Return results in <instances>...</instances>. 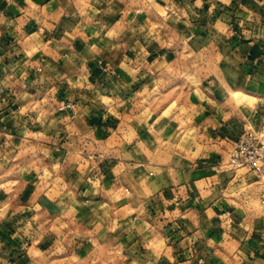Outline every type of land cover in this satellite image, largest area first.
<instances>
[{
	"label": "crops",
	"instance_id": "obj_1",
	"mask_svg": "<svg viewBox=\"0 0 264 264\" xmlns=\"http://www.w3.org/2000/svg\"><path fill=\"white\" fill-rule=\"evenodd\" d=\"M263 100L264 0H0V166L49 152L0 264H264L217 167Z\"/></svg>",
	"mask_w": 264,
	"mask_h": 264
},
{
	"label": "rangeland",
	"instance_id": "obj_2",
	"mask_svg": "<svg viewBox=\"0 0 264 264\" xmlns=\"http://www.w3.org/2000/svg\"><path fill=\"white\" fill-rule=\"evenodd\" d=\"M240 97L242 99L246 98L243 95H240ZM236 100L238 101V99ZM252 101L250 100V103L253 104ZM259 109L257 116L244 121L241 132L232 144V149L243 137H253L256 143L264 144V100L261 102ZM25 157L29 159V161H25L27 162L25 165L19 166L16 165V162L14 164L11 161L7 166H0V172L11 178H16L18 175H22L23 169L32 171L33 165L37 161L39 163L41 160L40 162L45 164V160L49 157V152L43 148L36 152H29ZM217 167L221 173L225 174L228 181H233L228 185L227 190L231 205V211L227 215L228 224H231V226L242 224L241 227L247 232H251V229H259L264 241V167L261 176V174L251 171L249 167L235 168L228 164V156L220 159ZM26 174L23 176H28V173ZM54 264L65 263L58 260Z\"/></svg>",
	"mask_w": 264,
	"mask_h": 264
},
{
	"label": "built area",
	"instance_id": "obj_3",
	"mask_svg": "<svg viewBox=\"0 0 264 264\" xmlns=\"http://www.w3.org/2000/svg\"><path fill=\"white\" fill-rule=\"evenodd\" d=\"M228 164L235 168L249 167L251 171L262 176L264 144L256 143L253 137L241 138L229 152Z\"/></svg>",
	"mask_w": 264,
	"mask_h": 264
}]
</instances>
